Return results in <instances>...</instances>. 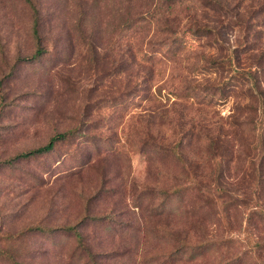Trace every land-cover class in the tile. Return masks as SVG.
<instances>
[{"label": "rangeland", "instance_id": "rangeland-1", "mask_svg": "<svg viewBox=\"0 0 264 264\" xmlns=\"http://www.w3.org/2000/svg\"><path fill=\"white\" fill-rule=\"evenodd\" d=\"M34 1L40 45L0 0V264H264V0Z\"/></svg>", "mask_w": 264, "mask_h": 264}, {"label": "trees", "instance_id": "trees-1", "mask_svg": "<svg viewBox=\"0 0 264 264\" xmlns=\"http://www.w3.org/2000/svg\"><path fill=\"white\" fill-rule=\"evenodd\" d=\"M171 1H173V0H171ZM26 2L29 4V6L33 12L32 32H33L34 37L37 39L38 44L40 45V42H41V26H42V18H41V14H40V9L34 0H26ZM42 52H43V49L39 48L33 58H37ZM75 132H77L76 129H73V130L68 131V132L57 133L45 145L40 146V147L35 148V149H31L27 152L20 153L17 156V158L31 159V158H34L37 156H42L44 154H47V153L54 150V148L58 142L71 139V136L75 135ZM84 222H85V220L77 223L76 225L66 227L62 230L69 235H74L78 239L79 243H83L84 242L83 240L85 238H84V236L81 233L79 228H80V226H82L84 224ZM183 240H186V239L181 240V245L179 246L178 249H176V250H174L168 254V256H167L168 260H171L174 258H180L186 252H191L192 256L201 255L202 253H205L209 249H211L212 245L215 244V241H207L206 243H203V244L198 245V246H191Z\"/></svg>", "mask_w": 264, "mask_h": 264}]
</instances>
